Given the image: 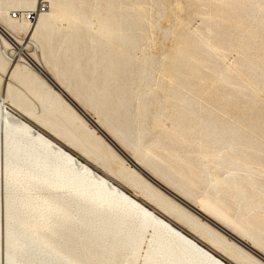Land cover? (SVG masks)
<instances>
[{"label":"rangeland","instance_id":"1","mask_svg":"<svg viewBox=\"0 0 264 264\" xmlns=\"http://www.w3.org/2000/svg\"><path fill=\"white\" fill-rule=\"evenodd\" d=\"M42 1L48 5V14L42 16L49 25L34 36L40 50L29 46L31 56L37 58L41 52L52 76L69 93L57 85L97 120L93 122L134 164L139 162V168L211 213L264 256V203L257 202L264 198V0H0V23L23 38L26 31L9 19V13L34 9ZM0 37L8 40L1 31ZM4 45L0 42V95L12 63ZM26 82V87L15 84L14 94L30 91V81ZM27 99L41 110L38 97ZM7 106L218 257L243 264L227 251L214 249L201 231L161 211L118 177L116 168L129 172L135 166L110 143L102 142L99 150L88 146L90 154L84 155L10 102ZM66 127L80 137L81 128ZM0 166V225H9L25 239L17 212L9 208L1 155ZM242 178L249 197L235 189L234 182ZM155 186L177 211L185 208L209 223ZM208 225L235 252H249L264 264ZM142 247L146 249V243ZM36 256L35 264H46L44 257Z\"/></svg>","mask_w":264,"mask_h":264},{"label":"bare ground","instance_id":"2","mask_svg":"<svg viewBox=\"0 0 264 264\" xmlns=\"http://www.w3.org/2000/svg\"><path fill=\"white\" fill-rule=\"evenodd\" d=\"M29 10L20 12L18 18L9 13V19L19 22V26L26 31L23 38L14 36L0 23V31L8 37V40L0 37V42L5 44V52L12 61L10 68L4 72V79L8 82L6 87L3 85L0 95V155L4 158L9 208L17 212V224H21L26 232L25 239H21L9 225H0V264H35L37 254L44 257L46 264H229L8 109L7 103L10 102L17 112L62 139L70 148L80 149L84 155L90 154L88 146L99 150L102 142L106 141L96 133L95 127L93 129L88 124L90 120L97 125L93 122L97 120H92L82 107L76 105V109L51 85L49 78L69 93L59 79L52 76L41 52L37 58L31 56L29 46L39 52L40 46L34 36L49 25V19L42 16L46 11L28 20L25 14ZM26 81H30V91L14 94L15 84L26 87ZM27 95L38 97L41 110L33 107V101L29 102ZM72 98L77 102L75 97ZM66 124L81 128L80 137L72 134ZM112 138L109 137L120 154L132 162ZM132 164L136 169L125 172L123 167H119L115 169V174L129 181L158 209L175 214L194 230L201 231L214 249L227 251L243 264L260 263L249 252H235L209 223L264 260L255 246L245 242L233 229L230 230L211 213L144 169L146 173L137 166L139 162ZM246 181L242 178L234 182L238 194L244 198L251 195ZM153 183L209 223L200 222L185 208L177 211L176 206ZM257 202L263 204L264 198L259 197ZM254 220L257 221V218L254 217ZM144 243L147 248L142 250Z\"/></svg>","mask_w":264,"mask_h":264},{"label":"water","instance_id":"3","mask_svg":"<svg viewBox=\"0 0 264 264\" xmlns=\"http://www.w3.org/2000/svg\"><path fill=\"white\" fill-rule=\"evenodd\" d=\"M49 82L51 83V85L53 86V87H55L76 109H77V106H76V104L73 102V100L67 95V94H65V92L52 80V79H50L49 78ZM88 119V118H87ZM89 123H91L96 129H97V131H99L100 132V134L103 136V138L107 141V142H109L117 151H119L118 150V148H116V146L112 143V141L109 139V136L104 132V131H102L97 125H94L92 122H90V120H89ZM119 153H120V151H119ZM127 161H129V160H127ZM130 164H132V162H130Z\"/></svg>","mask_w":264,"mask_h":264},{"label":"built area","instance_id":"4","mask_svg":"<svg viewBox=\"0 0 264 264\" xmlns=\"http://www.w3.org/2000/svg\"><path fill=\"white\" fill-rule=\"evenodd\" d=\"M47 10H48V5H47L45 2L42 1V2L36 7L35 10H29V11H26L25 16H26V18H27L28 20H31V19H34V18H35V16H36L37 13H44V12H46ZM11 15H12L13 18H18L19 16H21V13H19V12H12Z\"/></svg>","mask_w":264,"mask_h":264},{"label":"crops","instance_id":"5","mask_svg":"<svg viewBox=\"0 0 264 264\" xmlns=\"http://www.w3.org/2000/svg\"><path fill=\"white\" fill-rule=\"evenodd\" d=\"M212 251V250H211ZM215 253V252H214Z\"/></svg>","mask_w":264,"mask_h":264}]
</instances>
